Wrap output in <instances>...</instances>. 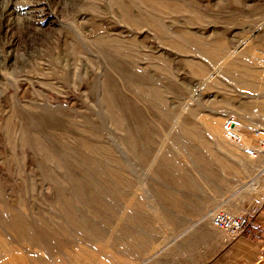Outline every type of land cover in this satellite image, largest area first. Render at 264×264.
Here are the masks:
<instances>
[{"label":"rangeland","instance_id":"374dc122","mask_svg":"<svg viewBox=\"0 0 264 264\" xmlns=\"http://www.w3.org/2000/svg\"><path fill=\"white\" fill-rule=\"evenodd\" d=\"M226 118L258 145L264 0H0V264H129L177 214L258 210Z\"/></svg>","mask_w":264,"mask_h":264},{"label":"crops","instance_id":"0c3cea01","mask_svg":"<svg viewBox=\"0 0 264 264\" xmlns=\"http://www.w3.org/2000/svg\"><path fill=\"white\" fill-rule=\"evenodd\" d=\"M169 224V235L154 238L151 249L131 256L129 264H264V204L235 237L204 212L177 214Z\"/></svg>","mask_w":264,"mask_h":264},{"label":"built area","instance_id":"2783aa9c","mask_svg":"<svg viewBox=\"0 0 264 264\" xmlns=\"http://www.w3.org/2000/svg\"><path fill=\"white\" fill-rule=\"evenodd\" d=\"M224 136L233 142L241 143L243 140L242 134L235 129L232 118H226L223 123ZM258 144L264 148V137L259 136L258 132L254 133ZM247 153H252V149L246 148ZM257 214V210L242 215H233L222 211H215L209 215L211 223L225 231L229 237H235L244 231L246 226L251 222L252 218Z\"/></svg>","mask_w":264,"mask_h":264},{"label":"bare ground","instance_id":"6f19581e","mask_svg":"<svg viewBox=\"0 0 264 264\" xmlns=\"http://www.w3.org/2000/svg\"><path fill=\"white\" fill-rule=\"evenodd\" d=\"M232 120L234 122L235 129H238V126H239L238 121L236 119H232ZM262 137H264V134L262 135ZM245 142H246V139H243L241 143H237V144L240 146V148L243 150L244 153L246 152V148L247 147L252 149V153H247L246 152V155L249 156V157H255L258 153H260V152H262L264 150V149H262V147L259 144L257 146H249ZM255 152H256V154H255Z\"/></svg>","mask_w":264,"mask_h":264}]
</instances>
